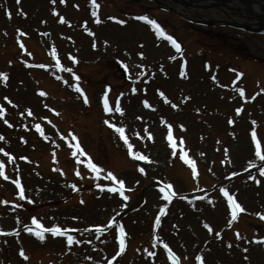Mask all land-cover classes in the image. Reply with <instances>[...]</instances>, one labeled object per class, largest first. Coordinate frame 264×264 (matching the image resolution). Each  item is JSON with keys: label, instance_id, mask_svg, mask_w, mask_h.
Listing matches in <instances>:
<instances>
[{"label": "rangeland", "instance_id": "rangeland-1", "mask_svg": "<svg viewBox=\"0 0 264 264\" xmlns=\"http://www.w3.org/2000/svg\"><path fill=\"white\" fill-rule=\"evenodd\" d=\"M198 3L207 5L187 6L184 1L178 9L184 12L183 5L198 13L193 17L207 19L225 8L207 0ZM96 4L0 0V73L6 74L0 78V106L5 110L0 117V162L8 177L0 176V264H172L168 250L178 253L181 264H191L192 251V264L198 263L197 255L206 263L218 261L212 264H264V218L256 215L264 213V175L259 172L264 165L251 160L255 144L248 137L254 128L264 155V92L251 100L258 94L256 84L264 85V29L258 33L191 23L167 8L169 0ZM253 5L264 9V3ZM247 11L243 5L237 21ZM127 14L155 18L184 46L180 55L189 64L187 70H179L180 55L161 39L163 34L156 37ZM212 41L214 47L221 44L216 56L222 65L223 54L241 62L239 79L230 69H215L214 55L202 46ZM126 43L131 55L141 49L143 55L132 58L125 74L114 62L128 61L120 51ZM105 94L110 108L115 109L119 98L123 111L105 112ZM235 108L242 115H235ZM113 124L124 128L131 151L148 156L147 161L129 154ZM89 159L100 168L98 173L87 167ZM248 170L253 171L228 180ZM109 172L124 181L127 200L108 190L119 187L118 180L104 178ZM16 173L24 199L14 183ZM214 183L216 190H208ZM221 188L235 194L244 209L236 219ZM23 201L33 206L28 209ZM32 217L45 227L78 230L68 234L81 243L68 245L66 237L51 233L38 239L24 230V225L32 226ZM96 225L107 227L98 233ZM121 225L126 234L122 252L117 239ZM208 236L209 246L197 247Z\"/></svg>", "mask_w": 264, "mask_h": 264}, {"label": "snow or ice", "instance_id": "snow-or-ice-1", "mask_svg": "<svg viewBox=\"0 0 264 264\" xmlns=\"http://www.w3.org/2000/svg\"><path fill=\"white\" fill-rule=\"evenodd\" d=\"M61 2L63 3L64 0H61ZM17 3H19V0H17ZM90 3L93 4L94 7H98V5L96 4V0H90ZM53 13L55 14V9H53ZM93 15L95 16L96 13L94 12ZM63 19V18H61ZM140 19H143V20H148V17H145V16H142L140 17ZM97 22H99L97 20ZM121 23H123V21H120ZM43 23V21H42ZM149 23H151L153 25V27L156 29L157 31V34L158 35H161V34H164L163 32V29L161 28V26L155 21V20H149ZM19 31V30H17ZM168 39L172 41V43L177 47V49L180 48V45L178 43H176V41L174 39H172L171 36H168ZM21 47H23V45L21 44ZM142 55V53L140 54ZM73 61H75V57H72ZM57 67H60L59 64H57ZM143 67V66H141ZM68 72H72V69L71 68H68L67 69ZM183 74V73H182ZM73 75L75 76V74L73 73ZM0 78H6V74L5 73H0ZM75 79H79V77H75ZM213 79H215V77H213ZM237 79H239V74L237 75ZM235 81H233L234 83ZM76 87V90L78 92L81 93V95H83V90L80 89L79 85H75ZM133 91H135V89H133ZM240 93L241 95H243V89H240ZM43 94V93H42ZM5 100H7L8 98L5 97L4 98ZM84 101L85 103H87V97L85 96L84 97ZM9 103H11V101H8ZM146 105H147V101L144 102ZM103 106H104V111L105 112H111V111H117V112H122L123 110L120 108L119 106V98H117V101H116V107L115 109L113 108H110L109 107V101L107 99V96L105 94V97L103 98ZM175 107V105H173ZM29 111V115H31V112L30 110ZM236 111L239 113L240 109H236ZM4 108L3 106H0V117L4 116ZM230 123L232 122L231 120L229 121ZM5 123H7V121L5 120ZM105 123H108V121H105ZM255 123V122H253ZM119 134H120V137L121 139L124 140L125 144L127 145L128 149H129V154L132 155V156H135V157H138L139 159L141 160H148L149 157L148 156H145V155H142L141 153L139 152H132L131 149L133 147L132 144L128 143V140L127 138L124 136V128L123 127H117L116 125H111ZM37 129L39 130L40 128V125H36ZM182 127V126H181ZM169 128H171V126H169ZM252 140H253V143L255 144V156L258 157L261 161H264V155L261 154V149H260V144L259 142L257 141V137H256V132L255 130L253 129L252 130ZM3 137L0 136V140H2ZM23 140V138H21ZM173 138H172V135L171 133L169 132V135H168V140L171 141ZM183 143V141L181 140V144ZM171 147L173 149H175L176 145L175 144H172ZM76 148L78 151H81L82 152V149L79 148V144L76 145ZM0 152H4V149L3 148H0ZM5 155H8L9 157V160L13 159V157L11 156L10 153H5ZM75 155V153H74ZM182 158L183 157V153L181 154ZM21 159H27V157H21ZM53 159H55V156H53ZM190 163H192V167H193V175H196V172H195V164L194 162L190 161ZM248 166L249 167H253V164L251 161H249L248 163ZM87 167L90 168L93 172H99L100 171V168L91 162V160L89 159L88 161V164H87ZM141 172L144 171L143 168H140L139 169ZM62 171V170H61ZM259 172L261 173V175H264V166H261L259 168ZM77 175H79V171L76 172ZM0 176H3L5 179H8L7 175L5 174V171H4V163L3 162H0ZM108 177H110L111 179L115 180L116 178L112 175L111 172L108 173ZM251 178V177H250ZM14 183L16 185V187L19 189V192H18V195L21 199H24L26 198L25 197V190L21 184V181L19 179V176L17 174V178L14 180ZM117 184L119 185V187H109V191L110 192H118L119 195L124 199V200H127L128 199V196L124 195V191H125V185H124V181L123 180H118L117 181ZM73 189L75 190L76 189V185H72ZM96 187L100 188L102 187L101 185L97 184ZM168 187L170 188L171 185H168ZM161 191H163V189H161ZM220 191L224 194L225 197H227V200H228V203H229V207L231 209V216H232V219H236L237 217V213L239 212H243L244 209L242 208V206L235 200L234 198V195L235 194H229V192L224 189V188H221ZM174 194V193H173ZM165 198L166 199H169L170 196L169 194L165 193ZM2 202V201H0ZM81 203H83V201H81ZM164 209L162 208L161 209V212H163ZM256 215L258 216H261V218H264V213H256ZM73 219H76V217H73ZM160 222L159 220V215L157 216V219H156V224L158 225ZM113 224V220L112 219H109L108 221V226L112 225ZM31 225L32 226H29V225H24V230L35 235L38 239L40 240H43L45 238V233H51L52 235H61V236H66V239H67V244L68 245H72L74 240H75V237L73 235H70L68 234L69 231H78L76 229H67V228H61L59 225H52L51 227H45L44 225H42L37 219L36 217H32L31 218ZM95 227V230L96 232H101L103 229H105L107 226H104V225H96L94 226ZM205 227L209 229V231H211V228L209 225L205 224ZM12 232H15V229H12L11 230ZM87 231V229L85 230ZM119 235L117 236V239L119 240V243H120V251L122 252L124 250V247H125V232H124V228L123 226L121 225L118 229H117ZM3 230L0 229V233H2ZM6 234V233H5ZM217 236H219V233H216ZM237 235H239L237 233ZM262 240H264V238H261ZM75 243H81V241H78V240H75ZM90 243V242H89ZM164 247L167 249L168 246L167 244L164 245ZM120 252H117L116 255H119ZM20 255L21 256H25V253L23 251V249L20 250ZM154 255V253L152 254ZM27 258V257H25ZM113 259H115V257H113ZM173 261H174V264H178V260L175 258V257H172ZM196 260L199 262V264H203V260H202V257L197 255L196 256ZM109 264H111V262H109Z\"/></svg>", "mask_w": 264, "mask_h": 264}, {"label": "bare ground", "instance_id": "bare-ground-1", "mask_svg": "<svg viewBox=\"0 0 264 264\" xmlns=\"http://www.w3.org/2000/svg\"><path fill=\"white\" fill-rule=\"evenodd\" d=\"M178 4H180L181 2H182V0H175ZM198 1H204V0H190V4L191 5H194V6H206L207 4H205V3H201V4H198ZM207 1H211V2H214V0H207ZM222 1H230V0H222ZM261 3H264L262 0H259ZM264 7V6H263ZM251 9H253V10H255V14H257L258 15V21H259V19H260V22H258V21H256V22H258V24H260V25H264V9H259L258 7H257V5L254 7V8H252V7H250ZM243 9V8H242ZM243 22L245 23V24H247V25H251V26H253L256 22L255 21H253L251 18H250V15L249 14H246V15H244L243 16Z\"/></svg>", "mask_w": 264, "mask_h": 264}, {"label": "water", "instance_id": "water-1", "mask_svg": "<svg viewBox=\"0 0 264 264\" xmlns=\"http://www.w3.org/2000/svg\"><path fill=\"white\" fill-rule=\"evenodd\" d=\"M256 17V19H257V21H258V17L257 16H255ZM258 22H260V19H259V21ZM239 27H241V28H248V26L245 24V25H238ZM264 26V25H263Z\"/></svg>", "mask_w": 264, "mask_h": 264}]
</instances>
